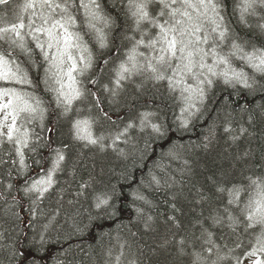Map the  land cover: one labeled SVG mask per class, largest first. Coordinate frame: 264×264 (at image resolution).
<instances>
[{
  "label": "snow or ice",
  "instance_id": "1",
  "mask_svg": "<svg viewBox=\"0 0 264 264\" xmlns=\"http://www.w3.org/2000/svg\"><path fill=\"white\" fill-rule=\"evenodd\" d=\"M10 3L11 0H0V5L5 7ZM122 3L125 15L132 22V31L139 34V39L126 37L133 41L132 47L126 59L112 69L109 82L100 85L102 92L108 94L104 98L102 93L84 86V80L92 84L100 81L89 74L95 58L81 32L75 30L82 23L94 34L100 49L109 46L105 29H110L113 21L104 14L98 0H24L13 10L12 21L7 12L0 15V177H3L0 179V252L7 253L8 264H14L27 247L22 241L29 238L20 229L26 222L25 211L31 217L27 227L33 229L30 244L37 249L44 248L64 213L61 200L50 209L44 204L56 190V174L66 160L68 146L51 149L54 157L50 165L34 176L29 174L30 154L51 145V138H45L42 132L54 131L44 123L48 109L42 100L17 87L33 86L29 68L39 70L43 64L47 65L43 83L48 86L47 91L54 94L56 107L62 109L60 114L64 116L73 113L79 116L80 110L75 104L87 96L92 98L97 115L111 120L103 107L105 100L115 102L125 82L137 75L155 83H166L169 94L178 102L181 113L178 128L182 130H187L193 120L203 115L209 93L220 83L236 94L242 91L253 97L259 94L264 101V45L240 42L223 14L226 0H122ZM232 7L242 26L264 35V0H234ZM81 10L82 19L77 15ZM251 20L256 22L250 23ZM141 47L146 51H139ZM37 55L43 64L37 61ZM110 63V60H103L105 65ZM78 77H84V80ZM240 111L247 113L250 125L257 112L264 117V102L252 109L243 107ZM234 117V111L225 112L222 117L223 130L233 142L239 138L233 133H247L243 117L241 122L235 121ZM95 122L91 116L72 119L74 139L98 146L101 151L111 148L125 159L130 153L119 145L129 144L131 130L150 128L155 139L166 137L170 130L157 113L148 111L139 113L122 129L110 132L107 138L94 135ZM37 127L41 132L36 130ZM212 132L210 128V135ZM106 139L111 143H106ZM180 147L183 146L173 145L162 158L178 159ZM146 149L147 145L144 151ZM143 154L141 152V158ZM187 163L185 161V165ZM13 172L16 183L10 182L14 179ZM123 177L128 179V173H123ZM170 179L175 182L174 178ZM213 184L219 196L216 206L209 208V214L201 213V218L196 220L199 236L165 239L161 247L174 244L177 256L185 264H264V174L247 175L239 183L213 181ZM145 186L158 189L162 179L150 171L146 185L142 180L141 186L132 193L134 202L150 205L144 194ZM91 187L88 180L83 181L76 195H84ZM117 196L115 186L99 192L93 190V207L99 213L115 216ZM200 198L201 201L208 199L202 194ZM68 204L72 205L73 201ZM136 211L144 216L142 208ZM151 220V216L146 217L145 228L150 227L148 222ZM225 229L229 236L235 237L231 241L232 247L222 231L217 233V230ZM73 232L80 234L83 228L73 223ZM130 235L135 236V233ZM105 237L109 239L107 245ZM113 239L115 243H112ZM97 246L99 253L95 254V248L89 246L82 253L83 260H77L73 249L68 247L54 264H139V258L132 252L133 244L120 234L113 238L111 233H101ZM29 254L24 253L25 260Z\"/></svg>",
  "mask_w": 264,
  "mask_h": 264
},
{
  "label": "trees",
  "instance_id": "2",
  "mask_svg": "<svg viewBox=\"0 0 264 264\" xmlns=\"http://www.w3.org/2000/svg\"><path fill=\"white\" fill-rule=\"evenodd\" d=\"M20 2L21 0H11L7 7L0 5V15L7 12L9 21H12L11 14ZM98 2L104 14L113 21L110 29H105L108 34L107 48L100 49L93 33L90 31L87 34L95 58L94 67L89 74L100 83H89L84 77L78 79L84 80V86L92 91L102 93L104 98L108 94L102 92L100 85L109 82L113 75L112 69L121 60L126 59L132 47L133 41L126 37L135 36L139 39V34L132 31L133 25L130 18L125 15L122 0ZM233 2L234 0H226L223 13L231 30L241 41L250 39L257 46L264 45V35L256 29L249 30L238 22L237 15L233 14ZM79 14L82 16L83 10ZM139 51L146 50L141 47ZM36 59L43 64L39 55ZM103 60H110L111 63L105 65ZM46 66L43 64L39 70L29 68L33 86L17 87L33 93L42 100L43 106L48 109L44 123L48 128L54 129L50 133L42 132L45 138H51V145L41 147L36 153L30 154L29 174L34 176L41 168L50 165L54 157L51 149L68 146L65 150L66 160L56 174V190L44 204L46 209H50L56 207L57 201L61 200L64 213L59 217V226L53 231L44 248L37 249L30 244L33 229L27 227V221H30L31 217L25 211L23 215L26 222L20 225V229L29 239L22 241L27 247L22 250L14 264H21V261L23 264H54L68 247L73 249L77 260H83L82 253L86 252L89 246L95 248V254L99 253L97 245L101 233H111L113 238L117 234L128 238L133 244L132 252L139 258V264H185V261L177 256L174 244L166 247L161 245L165 239L171 241L173 238L179 240L185 235L190 238L193 234L199 236L200 228L196 220L201 218V213L204 216L209 214V208L216 206L219 196L213 181L239 183L247 175L264 174V117L257 112L254 121L249 125L247 113L240 111L243 107L252 109L264 102L259 94L255 97L243 91L236 94L231 88H226L220 83L209 93L210 99L206 101L207 110L203 115L193 120L187 130H182L178 128L181 117L178 102L169 94L166 83H155L150 80L141 83L132 78L125 82V88L120 91L115 102L109 103L105 100L103 107L111 120L104 119L102 115L98 116L92 107V98L87 96L80 101L79 116L74 113L64 116L60 114L62 109L56 107L54 94L47 91L48 86L43 83ZM145 111L157 113L160 120L170 126V130L166 137L160 139L153 137L150 128L141 131L137 127L131 130L129 144L119 145L130 153L126 159L113 152L111 148L101 151L98 146L87 145L85 141L74 139L71 128V120L74 118L94 117L96 121L92 127L94 135H104L107 138L110 132L122 129L125 123L135 120L139 113ZM230 111L235 112L234 119L237 122H241L243 117L244 126L247 128L245 134L241 135L238 132L232 134L239 135L235 142L222 127L223 114ZM233 126L237 127V124ZM210 128L213 129L211 135ZM36 130L41 132L39 127ZM105 142L110 144L111 140L106 139ZM173 145L183 146L177 149L179 158L169 159L166 156L162 158V154L168 152ZM141 152L144 153L143 158ZM185 161L188 162L187 165ZM150 171L161 177L162 186L158 189L145 186L144 194L151 202L150 205L134 202L132 193L141 186L142 180L146 185ZM125 172L128 173V179L123 177ZM13 177L10 182L16 183L15 172ZM170 178H174L175 182ZM85 180H88L92 187L84 195L77 196L78 187ZM112 186H115L118 193L115 200L118 211L115 216L99 213L93 207L92 199L93 190L104 191ZM201 194L208 199L201 201ZM70 200L73 201L72 205L68 204ZM137 208L144 210L143 217L137 213ZM90 216L93 219L90 220ZM147 216H151L152 220L148 222L150 227L145 228L144 221ZM73 223L79 224L83 232L75 234ZM221 231L229 240V247H232L231 241L235 237L229 236L226 229L217 230V233L221 234ZM130 233H135V236H131ZM244 239L247 241L248 237L245 236ZM104 243L106 245L109 243L108 237L104 238ZM112 243H115L114 239ZM25 252L30 253L26 260ZM0 264H8L7 253L0 252Z\"/></svg>",
  "mask_w": 264,
  "mask_h": 264
},
{
  "label": "rangeland",
  "instance_id": "3",
  "mask_svg": "<svg viewBox=\"0 0 264 264\" xmlns=\"http://www.w3.org/2000/svg\"><path fill=\"white\" fill-rule=\"evenodd\" d=\"M23 3H24V0H21V2H20L18 5L23 4ZM189 11H191V9H190ZM77 15H78V17H80V18L82 19V16H81L79 13H78ZM12 19H13V13L11 14V20H12ZM255 22H256L255 20H251V21H250V23H255ZM99 26H102V25H99ZM228 26H229V25H228ZM229 28H230V26H229ZM230 29H231V28H230ZM76 30L81 32V34H82L83 37H84V40L88 43L89 47L91 48L90 42L87 40V34L90 33V30H87L86 28H84V27L82 26V23H81L80 26H78V27L76 28ZM231 31H232V30H231ZM232 32H233V31H232ZM233 33H235V32H233ZM93 36H94V34H93ZM244 40H245V41H249V42L252 43V41H251L250 39H244ZM240 42H243V41L240 40ZM224 50L227 51V48H225ZM148 54H150V53H148ZM22 59H23V57H22ZM132 78H135L136 80H139L141 83H142V82H145V79H144L143 76H139V75H137V76H133ZM147 81H148V80H147ZM129 87H131V86H129ZM124 88H125V85H124ZM124 88H123V89H124ZM27 92H28V91H27ZM43 104H44V103H43ZM75 108L80 110V102H78V103L75 104ZM80 111H81V110H80Z\"/></svg>",
  "mask_w": 264,
  "mask_h": 264
}]
</instances>
